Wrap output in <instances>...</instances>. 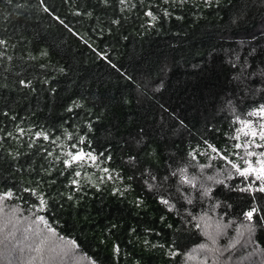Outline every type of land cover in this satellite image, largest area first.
I'll return each mask as SVG.
<instances>
[{
    "label": "trees",
    "instance_id": "obj_1",
    "mask_svg": "<svg viewBox=\"0 0 264 264\" xmlns=\"http://www.w3.org/2000/svg\"><path fill=\"white\" fill-rule=\"evenodd\" d=\"M262 164L264 0H0V196L94 264H186L206 213L264 263Z\"/></svg>",
    "mask_w": 264,
    "mask_h": 264
},
{
    "label": "rangeland",
    "instance_id": "obj_2",
    "mask_svg": "<svg viewBox=\"0 0 264 264\" xmlns=\"http://www.w3.org/2000/svg\"><path fill=\"white\" fill-rule=\"evenodd\" d=\"M261 166L264 164L254 170V176H260ZM43 220L36 223L31 217H22L4 206V197L0 196V264H94L78 253L74 242L57 237ZM199 225L205 239L187 254L186 264H225L218 260L228 257L226 264H264L263 252L252 242L250 224L206 213L199 218ZM231 256L235 258L233 263Z\"/></svg>",
    "mask_w": 264,
    "mask_h": 264
}]
</instances>
